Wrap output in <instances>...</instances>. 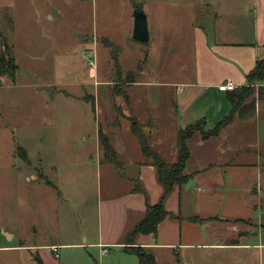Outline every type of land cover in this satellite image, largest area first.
I'll return each mask as SVG.
<instances>
[{
	"label": "rangeland",
	"instance_id": "1",
	"mask_svg": "<svg viewBox=\"0 0 264 264\" xmlns=\"http://www.w3.org/2000/svg\"><path fill=\"white\" fill-rule=\"evenodd\" d=\"M136 4L154 31L146 45L131 38ZM219 5L235 12L217 18ZM251 6L252 0H0V56L12 52L19 65L14 79L0 76V247L71 242L82 220L96 217L99 173L88 163L89 156H97L95 116L78 102L70 105L64 90L95 95V83H101L102 97L103 81L118 83V92L148 78H185V68L193 71L192 28H248ZM90 61L98 76L90 78L91 86H78L90 80ZM241 88L251 90L242 93L247 97L242 105L256 101L264 107V80H249ZM215 104L216 99L204 97L198 106ZM87 109L92 111L90 105ZM259 181V219L233 222L241 234L252 236L251 245L260 233L264 243V168ZM4 231L17 237L10 243ZM30 248H0V264H35L38 250ZM59 255L62 264H71L69 250ZM221 259L223 264H264V248L232 251Z\"/></svg>",
	"mask_w": 264,
	"mask_h": 264
},
{
	"label": "crops",
	"instance_id": "2",
	"mask_svg": "<svg viewBox=\"0 0 264 264\" xmlns=\"http://www.w3.org/2000/svg\"><path fill=\"white\" fill-rule=\"evenodd\" d=\"M206 5L211 6L204 3V8ZM135 7L142 11L140 5ZM223 9L219 5L214 10L217 18L235 12V8L228 9L229 12ZM246 13L252 19L248 28L233 25L192 28L193 71L185 68L189 71L185 78L176 75V80L169 78L163 82L148 78L120 88V93L115 91L118 83L103 81L106 95L102 97L101 83H95V95L78 97L64 90L70 105L78 102L86 112L95 116L97 156H89L88 163L95 165L99 173L96 217L93 221L90 217L82 220L75 230L77 237L71 242L0 248L14 252L32 247L30 249L38 250L35 264H62L61 249L69 250L67 256L71 264H140L138 257L128 251L138 247L153 256L155 264H223V254L263 249L262 233L259 242L251 245L252 236L241 234L243 230L239 225L258 220L257 215L261 214L256 211L260 205V188L256 189V186L260 184L264 168V124H260L264 119L261 118L264 107L256 101H253L254 112L251 108L243 110L242 115L237 114L234 122L219 135L204 139L200 132H196L188 140L190 158L186 173L190 177L165 201V209L173 216L158 226L156 234H141L133 244L126 241L146 217L147 208L160 203L164 194L157 169L143 153L133 132V119L140 125L151 149L175 163L180 129L205 120L206 130L210 131L230 116L233 111L230 92H222L219 87L228 80L237 89L245 86L257 63L264 61V0H252L251 9ZM130 17L133 39L134 16L131 14ZM244 30L247 36L243 34ZM149 31L151 42L154 31L150 25ZM155 35L157 38L158 31ZM88 70L89 79L97 78L95 68ZM91 84L90 79L78 86ZM204 97L216 99L215 108L198 106ZM88 105L92 109L90 112ZM100 134L110 140L119 167L104 160ZM83 140L88 143L87 138ZM197 217L201 221L190 220ZM4 233L11 235L10 243L17 237V234ZM54 248H58V253Z\"/></svg>",
	"mask_w": 264,
	"mask_h": 264
},
{
	"label": "trees",
	"instance_id": "3",
	"mask_svg": "<svg viewBox=\"0 0 264 264\" xmlns=\"http://www.w3.org/2000/svg\"><path fill=\"white\" fill-rule=\"evenodd\" d=\"M112 47V46H110ZM115 63L117 62V58L114 59ZM19 71V66L16 64L15 56L12 52H6L0 56V76L15 78L17 72ZM249 80H264V61H259L254 68V70L249 74ZM251 90H245V88L236 89L234 92L229 93V100L231 105L233 106V111L230 116L225 118L222 122L216 125L210 131L206 130L207 122L205 120H199L193 126H189L185 129H180L177 135V153L178 158L175 163H170L159 154L154 152L149 144V141L145 139L144 135L140 131V125L136 123L133 119V132L136 137L139 139L142 151L148 159L152 160V163L157 169L158 181L162 185L164 189V194L162 197V201L156 205H151L147 208L146 217L136 226V228L127 236L126 241L128 244H133L136 240V237L144 234L151 235L156 234L158 232V226L165 221L167 218L172 217L165 209V201L166 197L176 188L181 187L184 182L189 179V175L186 173V164L190 158V153L188 150L187 142L196 132H200L204 139L210 138V136L219 135L227 126L232 124L235 116L238 114L242 115V111L251 108V110L255 111V102H251L249 106L242 105L246 95H250ZM247 93L243 95L242 93ZM99 140L101 141L102 153L104 155V160L106 162L114 164L116 167H119V159L115 154L111 142L108 137L104 134H100ZM23 150V151H22ZM17 152L24 157L27 158L26 151L19 147ZM192 222L201 221V219L192 218L190 219ZM128 251L136 255L140 261V264H155L156 261L154 257L149 256L142 248H129ZM41 264V262H39Z\"/></svg>",
	"mask_w": 264,
	"mask_h": 264
},
{
	"label": "water",
	"instance_id": "4",
	"mask_svg": "<svg viewBox=\"0 0 264 264\" xmlns=\"http://www.w3.org/2000/svg\"><path fill=\"white\" fill-rule=\"evenodd\" d=\"M133 40L139 44L146 45L150 42L151 33L149 31L148 16L141 10L134 12ZM8 239L11 235L4 233Z\"/></svg>",
	"mask_w": 264,
	"mask_h": 264
},
{
	"label": "built area",
	"instance_id": "5",
	"mask_svg": "<svg viewBox=\"0 0 264 264\" xmlns=\"http://www.w3.org/2000/svg\"><path fill=\"white\" fill-rule=\"evenodd\" d=\"M89 64L92 68H95V63L93 61H90ZM236 89H237L236 86L234 85V83L231 80H228L222 86L219 87V90L222 92H224V91L234 92V91H236ZM54 252L58 253V248H54Z\"/></svg>",
	"mask_w": 264,
	"mask_h": 264
}]
</instances>
